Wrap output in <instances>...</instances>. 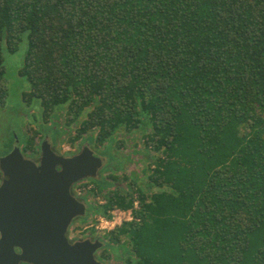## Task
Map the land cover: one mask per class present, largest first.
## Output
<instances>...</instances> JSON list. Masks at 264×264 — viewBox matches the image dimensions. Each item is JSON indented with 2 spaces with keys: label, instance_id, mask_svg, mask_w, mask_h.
<instances>
[{
  "label": "trees",
  "instance_id": "16d2710c",
  "mask_svg": "<svg viewBox=\"0 0 264 264\" xmlns=\"http://www.w3.org/2000/svg\"><path fill=\"white\" fill-rule=\"evenodd\" d=\"M66 135L106 158L88 211L138 202L103 263L264 264V0H0V156Z\"/></svg>",
  "mask_w": 264,
  "mask_h": 264
},
{
  "label": "water",
  "instance_id": "95a60500",
  "mask_svg": "<svg viewBox=\"0 0 264 264\" xmlns=\"http://www.w3.org/2000/svg\"><path fill=\"white\" fill-rule=\"evenodd\" d=\"M105 163L89 144L64 155L45 137L32 158L16 140L0 157V264H105L96 256L105 245L100 238L67 236L89 208L74 186L97 179Z\"/></svg>",
  "mask_w": 264,
  "mask_h": 264
},
{
  "label": "rangeland",
  "instance_id": "374dc122",
  "mask_svg": "<svg viewBox=\"0 0 264 264\" xmlns=\"http://www.w3.org/2000/svg\"><path fill=\"white\" fill-rule=\"evenodd\" d=\"M9 56H11V57H9ZM18 62H19V58L17 55H15V56L8 55L7 56L6 63L10 66V70H9L10 82L9 83H10L11 90L13 91L12 98H11V104H12L11 105V113H13V115L24 114V116H23V118L20 119V121L13 119V117L10 119L9 114H7V116H5L4 118H5V120L8 119L7 121L9 124H13L15 127L21 128V126H24L25 124H27L30 121V119L27 118L28 112L25 111L24 106L20 102V92L22 90V86H21V83L19 82L20 79L17 77V74H16ZM44 138H45V136H44ZM68 139H69V136L66 135L59 141L57 148H55V149H57L59 154L69 155L75 151H78L79 148L81 147L80 146L79 148H77V147H75V145L74 146L70 145L68 143ZM15 140H17V138ZM121 153H123V155H127L128 158H130V160H131V163L129 165L127 164L125 167V174L126 175H129L133 171L137 172L138 169L141 170V168L143 167L144 164L143 163L138 164V163H133V162H135V160H137V159H144L145 156H142L141 153L133 152V148H131L130 146H129V148L125 147V149H121ZM146 159H148V156H146ZM138 174H140V172H138ZM88 200L90 202L94 201L95 204H97V205L102 204L104 202V199L100 198V197L98 199H95V198H92L91 196H89ZM89 209L90 208H88V210ZM100 212H102L101 207H97L95 210L88 211L87 212V215L89 214L88 216L77 218L76 220H74V222L76 224L73 225V228L75 230H79L83 227H89L90 225H93V226L95 224L97 225V221H95V219L99 216H105V215H101ZM107 236L108 235L103 234V235H100V238L102 240H104V238H106ZM100 253L101 252L99 251L97 256L100 255Z\"/></svg>",
  "mask_w": 264,
  "mask_h": 264
},
{
  "label": "built area",
  "instance_id": "2783aa9c",
  "mask_svg": "<svg viewBox=\"0 0 264 264\" xmlns=\"http://www.w3.org/2000/svg\"><path fill=\"white\" fill-rule=\"evenodd\" d=\"M75 194L80 198V193ZM138 210V202L135 201L133 208L128 210H123L119 208H114L109 210L108 216H99L95 219L97 225H90L89 227H83L79 230H75L73 227L69 232V241L74 242L76 240L85 239L90 237L100 238V235L110 233L117 228L121 227L123 223L131 222L134 220L133 212ZM88 230H92L91 233H88ZM94 230V231H93ZM94 232V233H93ZM92 235V237H91ZM101 239V238H100ZM102 240V239H101ZM103 241V240H102Z\"/></svg>",
  "mask_w": 264,
  "mask_h": 264
},
{
  "label": "flooded vegetation",
  "instance_id": "af4514ba",
  "mask_svg": "<svg viewBox=\"0 0 264 264\" xmlns=\"http://www.w3.org/2000/svg\"><path fill=\"white\" fill-rule=\"evenodd\" d=\"M56 151H57V149H55ZM73 153H75V152H73ZM73 153H71V154H73ZM71 154H69V155H71ZM26 157H28V156H26ZM76 220V219H75ZM74 224H76L74 221H73V223H72V225H71V227H70V230H71V228L73 227V225ZM70 232V231H69ZM69 232H68V234H67V236H68V238H69ZM91 237H92V235H91ZM92 238H97V237H92ZM97 256V255H96Z\"/></svg>",
  "mask_w": 264,
  "mask_h": 264
}]
</instances>
